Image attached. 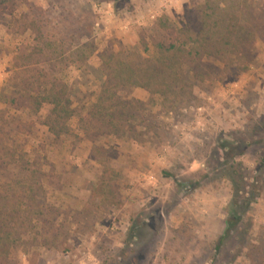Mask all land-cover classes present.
<instances>
[{
  "label": "rangeland",
  "instance_id": "obj_1",
  "mask_svg": "<svg viewBox=\"0 0 264 264\" xmlns=\"http://www.w3.org/2000/svg\"><path fill=\"white\" fill-rule=\"evenodd\" d=\"M216 5L235 6L232 23L252 33L243 56L231 51L194 65L179 57L186 81L176 96L159 84L151 91L126 86L122 99L135 101L127 105L132 116L112 131L123 137L98 126L86 135L74 117L56 138L53 107L35 113L46 98L41 76L56 83V55L76 50L72 37L90 45L81 69L61 77L75 85L79 113L97 103L113 56L154 60L150 37L162 19L188 32L166 41L184 46L189 32L196 38L214 25ZM0 7V180L43 183L55 210L44 219L54 223L51 234L37 217L22 241L0 242V264H264V0H10ZM198 37L195 51L215 54L211 38ZM180 51L168 52L172 66ZM194 72L204 78L191 86ZM26 81L35 84L30 94L15 96ZM14 100L24 103L18 108ZM240 178L260 197L218 252L231 180ZM52 235L56 247L45 243Z\"/></svg>",
  "mask_w": 264,
  "mask_h": 264
},
{
  "label": "trees",
  "instance_id": "obj_2",
  "mask_svg": "<svg viewBox=\"0 0 264 264\" xmlns=\"http://www.w3.org/2000/svg\"><path fill=\"white\" fill-rule=\"evenodd\" d=\"M8 2H10V0H0V6L6 5ZM240 9L241 7L238 8V10ZM233 10H235V6H230L227 10H222L219 5H216L213 9L214 16L216 17L214 19V25L213 23L211 25L208 23L204 25L206 28L204 27L201 32L196 34V38L189 32L190 39L193 41L190 40L188 36H185L187 40L189 39V42L184 44V46H181V44L177 46L170 45L166 41L170 40L169 34L172 37L174 36V38L176 37L175 40L180 41V39H183V35H188V32H181L183 30H178V28L170 24L168 20H160L152 28L155 35L150 37V41H153V44L158 49V56L154 60L142 63L137 62L139 57L136 54H130L128 60H123V62L114 60L115 56H113V58L110 59V66L108 67L110 69V76L107 75V73L105 74L107 79L102 83V90L97 98V103L91 105V108H87L86 105L83 104L79 113L78 106L81 105L82 102L78 101L73 94V92L76 91V87L75 85H68L61 77L66 69L73 66L81 69L84 62H86L84 56L86 51L90 48V45L82 44V38L80 37H72L71 40L68 41L69 47L71 51L73 49L76 50L68 52L70 53L69 55L65 54L63 51L56 55L57 64H61L60 66H62V70L56 71V83H50L45 79L46 75L44 74L41 76L43 81L38 85L39 89H42V92L39 94L45 95L46 98L43 99L42 103L37 105L35 113H38L44 104H49L53 107L52 115L55 117L52 121L54 125L52 123L49 125V128L50 131L53 132L56 125V138H59L61 135L60 131H64L63 129H65L67 121H70L74 117L80 119L86 135L96 130L97 126L99 132L104 131L108 132L106 135H112L122 128V122H126L127 119L129 120L131 113H129L130 108L127 105L135 102L132 100L128 102L122 99L124 94L126 95V93L129 92L128 89L125 92L126 86H129L131 89L144 88L151 91L156 84H159L168 89L167 96H176V94L179 93L178 91L182 89L180 85L182 82L186 81L185 75L182 72V60L179 57H189L188 60H191L194 65L196 62L203 64L205 58H208V56H214L215 59L220 60L224 58L228 59L231 51H235L236 54H241L243 56L241 52L243 49L242 45L253 36L245 27H239L236 23H232L231 14ZM146 32H149V30H146ZM199 35L202 36V38H207V40L211 38L209 40V46L215 54L211 55V51H195L197 47L194 44L196 43L195 41L202 40L198 37ZM237 36L240 38H236ZM61 43L62 46L66 45L64 40H61ZM186 45L190 47L189 51L184 48ZM171 49L177 51L181 50L179 54H176L173 58L176 60V62L174 61V66H172L173 62L168 55ZM171 66L173 68L176 67V71L172 70L171 73ZM203 74L194 72L192 75L189 73V85L192 86L194 83H198V81L204 78L202 76ZM33 85L35 84L26 81L22 86L16 88V94L14 93V95L20 96L22 93L21 97H26L27 94H30V88ZM24 99L25 98H22L20 100ZM11 101L12 99L10 103ZM126 101L128 104L124 103ZM23 103L24 101H13L16 107L21 106ZM174 105H177V103L174 102ZM83 112L87 115L83 114ZM18 127H22V125L18 124ZM57 128L63 129L57 130ZM114 135H116L117 138L123 137L117 136L116 133H114ZM130 137V139H135L132 136ZM223 154L225 155V152ZM10 157L11 156H9V158ZM235 168V166L232 167V169ZM231 181L233 184L234 196L231 203L230 215L226 220V230L223 236L217 241L216 249L218 252L238 229L250 210L251 205L260 197L259 188L247 185L242 178L238 181ZM0 191L4 192L3 197H0V242L3 246L10 247L12 244L22 241V231H24V233H28V230L33 231L35 229L33 221L37 217H39L38 221L41 223V226H44V233L47 235L51 234L50 232L53 230L52 227L54 223H48L44 219L47 213L53 215L55 210L46 205V194L43 183H33L28 181V179L26 181L20 179L18 181H9L8 184L0 180ZM49 226L51 228L50 232ZM45 243L50 245L53 244V246L56 247V235H52L50 240L46 239Z\"/></svg>",
  "mask_w": 264,
  "mask_h": 264
}]
</instances>
